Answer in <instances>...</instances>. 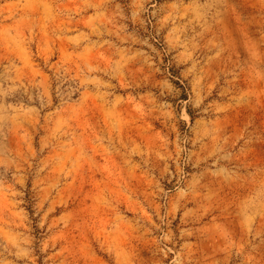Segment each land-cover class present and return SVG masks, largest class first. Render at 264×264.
<instances>
[{
    "label": "rangeland",
    "instance_id": "1",
    "mask_svg": "<svg viewBox=\"0 0 264 264\" xmlns=\"http://www.w3.org/2000/svg\"><path fill=\"white\" fill-rule=\"evenodd\" d=\"M0 264H264V0H0Z\"/></svg>",
    "mask_w": 264,
    "mask_h": 264
}]
</instances>
